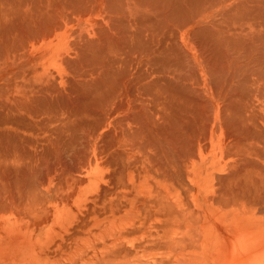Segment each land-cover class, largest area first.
<instances>
[{
  "label": "bare ground",
  "instance_id": "1",
  "mask_svg": "<svg viewBox=\"0 0 264 264\" xmlns=\"http://www.w3.org/2000/svg\"><path fill=\"white\" fill-rule=\"evenodd\" d=\"M0 264H264V0H0Z\"/></svg>",
  "mask_w": 264,
  "mask_h": 264
}]
</instances>
